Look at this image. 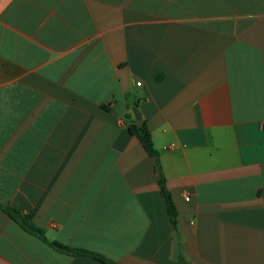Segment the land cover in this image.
Wrapping results in <instances>:
<instances>
[{
	"label": "crops",
	"instance_id": "obj_1",
	"mask_svg": "<svg viewBox=\"0 0 264 264\" xmlns=\"http://www.w3.org/2000/svg\"><path fill=\"white\" fill-rule=\"evenodd\" d=\"M0 205L115 264H177L179 238L264 264V0H0ZM0 264L103 263L0 210Z\"/></svg>",
	"mask_w": 264,
	"mask_h": 264
},
{
	"label": "trees",
	"instance_id": "obj_2",
	"mask_svg": "<svg viewBox=\"0 0 264 264\" xmlns=\"http://www.w3.org/2000/svg\"><path fill=\"white\" fill-rule=\"evenodd\" d=\"M127 129L131 135L138 138V140L140 141V143H141L142 147L144 148V150L146 151V153L149 156L154 157L156 159V161H158V153L154 149V146H153L152 141H151L150 133L146 127L145 122L143 121L142 125L140 127H137L135 125V121L131 120L129 122V124L127 125ZM158 185H159L161 196L164 198V201H165L166 211H167V214L169 216L171 225L176 230L177 229L178 213H177L176 208L172 202V199H171L169 192L165 188L164 180L162 177L159 180ZM0 210H2L5 214H7L24 231H26L27 233H29L31 235L36 236L37 238H39L40 240H42L43 242L48 244L51 248H53L54 250H56L60 253H64V254H68V255H75V256L76 255H84V256L92 257V258L96 259L97 261H99L103 264H115L114 262L106 259L105 257H103L99 254L84 251V250L71 249V248L63 246L57 242L48 241L44 236V232L41 229H39L37 226H35L34 223L32 222V216L31 215L23 214L19 210L15 209L13 207H9V206H1L0 205ZM179 239H180V241H179L180 254H179L177 264H190L187 261V259L185 258L183 248H182L181 238H179Z\"/></svg>",
	"mask_w": 264,
	"mask_h": 264
},
{
	"label": "water",
	"instance_id": "obj_3",
	"mask_svg": "<svg viewBox=\"0 0 264 264\" xmlns=\"http://www.w3.org/2000/svg\"><path fill=\"white\" fill-rule=\"evenodd\" d=\"M134 120H135V125L137 127H140L142 125L141 116L137 109L134 110Z\"/></svg>",
	"mask_w": 264,
	"mask_h": 264
},
{
	"label": "built area",
	"instance_id": "obj_4",
	"mask_svg": "<svg viewBox=\"0 0 264 264\" xmlns=\"http://www.w3.org/2000/svg\"><path fill=\"white\" fill-rule=\"evenodd\" d=\"M135 85H136L137 87H139V86L141 85V83H140V82H136ZM185 200H188V198L185 197Z\"/></svg>",
	"mask_w": 264,
	"mask_h": 264
}]
</instances>
